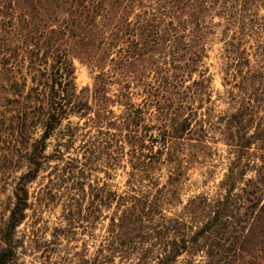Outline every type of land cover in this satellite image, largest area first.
Masks as SVG:
<instances>
[{
  "label": "trees",
  "instance_id": "obj_1",
  "mask_svg": "<svg viewBox=\"0 0 264 264\" xmlns=\"http://www.w3.org/2000/svg\"><path fill=\"white\" fill-rule=\"evenodd\" d=\"M219 143L222 178L184 201ZM52 162L42 205L87 197L98 230L79 264H264V0H0V264Z\"/></svg>",
  "mask_w": 264,
  "mask_h": 264
},
{
  "label": "rangeland",
  "instance_id": "obj_2",
  "mask_svg": "<svg viewBox=\"0 0 264 264\" xmlns=\"http://www.w3.org/2000/svg\"><path fill=\"white\" fill-rule=\"evenodd\" d=\"M222 43L214 39L209 51V58L206 65L209 66L210 73L213 76L212 89L213 98L218 92H222L221 77L219 73V54ZM75 82L78 89L84 86H91L93 72L89 67L74 59ZM216 108L223 109L224 105L216 101ZM76 121V118H72ZM40 131H37L36 135ZM56 137V136H55ZM57 140L53 137L51 145L47 152L52 150V145ZM217 155L210 160L208 165L196 167L190 171L188 188L183 195L185 201L191 194L202 190L212 191L213 186L222 178L224 165L221 164V155L225 154V147L222 144H216ZM42 171L38 178L29 186V200L31 204L27 209L25 220L17 227L15 239L17 241L16 256L10 264H79L80 257L85 254L90 257L93 252L94 235L98 230L89 222L88 209L86 208L87 197L82 200V212L71 215L64 210L61 201L49 205H42V192L44 185L48 182V172L51 166ZM207 167L213 169L212 177L206 184L201 183L203 176L201 171ZM99 177L101 180H107L106 175L100 172H93L91 178ZM124 176L118 170L115 178L110 181L114 185L121 187ZM0 183V214L7 206L11 196L12 184L9 183L1 187ZM71 222L70 225L68 223Z\"/></svg>",
  "mask_w": 264,
  "mask_h": 264
}]
</instances>
